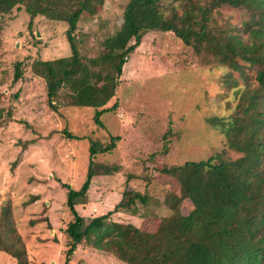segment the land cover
<instances>
[{
	"label": "rangeland",
	"instance_id": "obj_1",
	"mask_svg": "<svg viewBox=\"0 0 264 264\" xmlns=\"http://www.w3.org/2000/svg\"><path fill=\"white\" fill-rule=\"evenodd\" d=\"M127 1L103 0L95 3L94 15H81L74 32L81 58L97 55L102 42L120 27ZM223 12L242 15L240 9ZM29 18L22 6L0 18V202L9 198L13 213H27L15 218L30 264H64L69 238L64 230L73 218L64 185H82L92 141L103 147L110 135L120 137L110 152L95 154L96 161L115 170L93 178L87 201L75 205L78 214L87 219L113 209L128 180L152 195L149 212L140 216L144 207L138 203L135 211L118 210L111 219L154 230L156 214L165 212L155 200L172 187L154 166L203 159L223 148L224 135L205 117L229 114L236 98L234 88L227 91L219 82L220 69H211L169 32L149 30L127 56L115 95L105 104L116 107L103 112L104 127H97L91 106L60 101L56 110L48 103L47 75H59L70 60L66 22L37 14L33 37ZM16 61L22 62L23 75L13 82ZM64 129L79 138L68 137ZM228 154L238 155L232 150ZM14 261L0 250V264ZM68 264L124 263L81 242Z\"/></svg>",
	"mask_w": 264,
	"mask_h": 264
},
{
	"label": "trees",
	"instance_id": "obj_2",
	"mask_svg": "<svg viewBox=\"0 0 264 264\" xmlns=\"http://www.w3.org/2000/svg\"><path fill=\"white\" fill-rule=\"evenodd\" d=\"M102 2L0 0V18L14 7L29 13L27 27L33 37L32 18L37 14L67 24L70 60L59 75H47L48 103L54 109L60 101L91 106L94 123L103 128L101 115L116 107L105 104L115 95L126 58L149 30L169 32L211 69H220L219 82L227 91L234 88L236 102L227 115L205 117L224 135L223 148L203 159L154 166L172 186L155 200L165 212L156 214L154 230L111 219L115 211H135L138 203L144 207L140 216L149 212L152 195L128 180L113 209L87 219L78 214L75 205L87 201L93 178L115 170L96 161L95 154L110 152L120 137L110 135L103 147L92 141L82 185H64L73 214L64 230L69 237L64 264L81 242L124 264H264V0H128L120 27L102 42L99 53L81 58L74 32L81 15H94L95 3ZM223 8L240 9L242 15L234 17ZM41 63L52 70L50 63ZM22 67L21 61L15 62L13 82L22 77ZM229 150L238 155L230 157ZM0 250L14 258V264H30L9 198L0 202Z\"/></svg>",
	"mask_w": 264,
	"mask_h": 264
},
{
	"label": "crops",
	"instance_id": "obj_3",
	"mask_svg": "<svg viewBox=\"0 0 264 264\" xmlns=\"http://www.w3.org/2000/svg\"><path fill=\"white\" fill-rule=\"evenodd\" d=\"M16 214V217L18 218L19 217V215L20 216H23V214H27V213H14V215ZM26 247H27V245H26Z\"/></svg>",
	"mask_w": 264,
	"mask_h": 264
},
{
	"label": "water",
	"instance_id": "obj_4",
	"mask_svg": "<svg viewBox=\"0 0 264 264\" xmlns=\"http://www.w3.org/2000/svg\"><path fill=\"white\" fill-rule=\"evenodd\" d=\"M37 35H39V33H37Z\"/></svg>",
	"mask_w": 264,
	"mask_h": 264
}]
</instances>
